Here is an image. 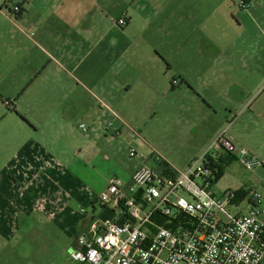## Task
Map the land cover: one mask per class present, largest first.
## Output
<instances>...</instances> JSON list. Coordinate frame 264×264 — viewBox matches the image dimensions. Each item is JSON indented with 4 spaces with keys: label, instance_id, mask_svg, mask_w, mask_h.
<instances>
[{
    "label": "crops",
    "instance_id": "obj_1",
    "mask_svg": "<svg viewBox=\"0 0 264 264\" xmlns=\"http://www.w3.org/2000/svg\"><path fill=\"white\" fill-rule=\"evenodd\" d=\"M224 79L235 100L225 109H237L235 117L264 108V0H0V101L20 118L0 138V264L6 244L33 226L62 227L77 247L96 220L120 219L122 209L94 191L113 177L128 185L144 162L155 163L124 157L125 143L140 146L127 119L170 113L174 96L206 95ZM237 122L202 135L200 154L227 130L264 160L233 131ZM221 158L242 192L229 206L246 212L264 167L243 176L235 155ZM225 191L214 186L216 196Z\"/></svg>",
    "mask_w": 264,
    "mask_h": 264
},
{
    "label": "built area",
    "instance_id": "obj_2",
    "mask_svg": "<svg viewBox=\"0 0 264 264\" xmlns=\"http://www.w3.org/2000/svg\"><path fill=\"white\" fill-rule=\"evenodd\" d=\"M13 11L20 13L21 5L15 4ZM222 153L235 155L246 170L264 167V160L237 145L227 130L186 168L172 165L156 150L148 156L132 147L131 157L144 161L152 157L154 165L144 162L128 185L113 177L105 188L94 191L102 204L122 209L121 218L96 220L90 234L78 238L72 260L82 264H264V175L262 188L249 190V210L232 212L228 206L237 199V192L214 193Z\"/></svg>",
    "mask_w": 264,
    "mask_h": 264
},
{
    "label": "rangeland",
    "instance_id": "obj_3",
    "mask_svg": "<svg viewBox=\"0 0 264 264\" xmlns=\"http://www.w3.org/2000/svg\"><path fill=\"white\" fill-rule=\"evenodd\" d=\"M222 31L224 32V30ZM227 35L225 43L221 40L223 45L228 41L229 32H227ZM197 37V34L193 35L192 40H196ZM147 39V37L140 36L141 43H148ZM156 40L158 41L159 38L157 37ZM152 53L160 54L157 50H153ZM228 86V80H219L208 85V91H205L206 95L202 92H190L189 94L174 96L173 111L170 113L164 114L163 111L158 110L159 113L153 111L148 117H145V115L143 117L137 116L139 121L127 119V122L133 128L131 133L139 135L140 149L135 144L127 142L122 148L124 157H128L129 149L132 147L149 154L154 148L174 166L186 168L202 155L200 152L203 149L197 145V140L201 139L202 135L210 133L216 127H230L236 120L238 122L234 124L233 131L238 132L251 145L259 148L264 153V108L248 117H242V115L235 117L238 112L237 109H233L234 111L225 109L235 101L231 95L223 91ZM207 104H213L216 108H208ZM5 105L0 101V138L9 129V126L14 125L17 119H20L15 114L14 116L10 115ZM251 108L253 109L254 106ZM231 122L232 124H230ZM81 123H84L82 125H85V130L89 128V121L84 120ZM81 123L78 121L77 126ZM0 157H3L1 151ZM150 164L154 165L153 161ZM233 168H237L243 176L252 174V171L246 170L237 162H234ZM232 181L233 178L230 174H224L215 183V189L225 188L226 191L227 189L235 191ZM262 203L264 209V200ZM87 208L92 211V206ZM98 208L100 212L101 208L99 206ZM228 208L233 211L231 206H228ZM105 210L112 214L110 210ZM21 234L20 236H14L6 244L8 255L5 264H82L72 260L71 253L76 248V239L74 236H70L69 232L62 227L47 224L43 226L36 225L29 230L26 229Z\"/></svg>",
    "mask_w": 264,
    "mask_h": 264
},
{
    "label": "trees",
    "instance_id": "obj_4",
    "mask_svg": "<svg viewBox=\"0 0 264 264\" xmlns=\"http://www.w3.org/2000/svg\"><path fill=\"white\" fill-rule=\"evenodd\" d=\"M234 156V155H232ZM227 162H224L223 159L221 158L219 160V163L216 164L217 168H218V172H217V177L215 179V183L217 182V180H219L223 175H224V170H225V166H226ZM241 191L237 193L238 199L240 198L241 195Z\"/></svg>",
    "mask_w": 264,
    "mask_h": 264
}]
</instances>
